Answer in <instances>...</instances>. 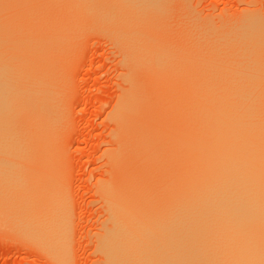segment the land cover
Wrapping results in <instances>:
<instances>
[{
    "label": "bare ground",
    "instance_id": "6f19581e",
    "mask_svg": "<svg viewBox=\"0 0 264 264\" xmlns=\"http://www.w3.org/2000/svg\"><path fill=\"white\" fill-rule=\"evenodd\" d=\"M104 1L105 2L100 0V2L98 3V0H69V2L65 4V6L68 8H71L74 13L76 11H78L79 13H83L84 11L92 10L99 6H104L108 8L109 10H113L114 12L112 14L117 15L118 17L117 20H120L119 22H121L122 28H125L122 30L127 35H123V37L125 41L127 42V47L129 48V52L131 51L132 48L134 49L136 48L137 50L140 49L141 51L142 50L148 51L150 49V46L152 49L154 48L155 45L156 46L158 45L156 41L151 42L150 38L148 40L147 37L142 36L143 33L141 32V27L144 24H146L148 27H151V25L153 24L155 20L156 15H158L164 7V0H104ZM20 4H18L17 6H14L11 3L12 5V7H10L12 8L11 10L13 11V9H15L16 7L18 9V7L19 8L22 7L25 3H22L23 5L22 4L20 5ZM22 8L20 9L22 10ZM31 8L33 9V7ZM25 9L26 7L23 8V11H25ZM38 9L37 11L39 12ZM27 10L29 9L27 8ZM2 11H1L2 14L6 13L5 10L3 12ZM23 11L22 13H24ZM34 11L32 10L30 12H34ZM44 11H46V9ZM44 11L42 9L40 13L36 12L38 13L36 14L38 15L37 19L35 18L36 17L34 14L35 12L32 13L34 14L35 17L31 14L30 21L32 22V18H35L37 21H39L40 18L42 19V17H40L39 15L44 16L43 13L49 12V11H46V12ZM9 13L11 14L12 12H9ZM9 13L5 15H8ZM50 13L52 12L47 13L48 15L45 14L46 18L47 16L51 15V19L49 20L53 21L52 16L54 14L53 13L50 14ZM27 14H29L28 11H27ZM5 15H2V16H5ZM15 15H16L15 13L12 15L13 17L12 20L13 21L16 20V21L13 22L9 20V22L11 21L14 24L18 23L17 25H19L20 27H21L22 22L24 23L25 26H26L25 23H27V28H28V29H25L22 24V27L20 28L21 31H19L18 29L19 27L17 28L18 29L17 30L16 27H14V24H11L12 27L16 29L15 33L18 31L21 34V32L23 31L25 32V30L27 32L28 30L32 29V28L29 29V26L31 25V27H33V25L30 24L28 26V23L30 22L29 21L25 22L26 18L24 19V16L26 17L29 15L23 14L24 21L22 20L20 21V23L18 22L19 20H17L19 16L18 15L15 16ZM31 16L33 17L31 18ZM55 16L56 15L53 16L54 17L53 24L48 23L49 20L46 19V22L49 25H52L51 28L54 26V23L56 24L55 21L62 19V18L57 17L55 20ZM2 18L4 17H0V21ZM27 20H29V18ZM64 20L62 21L65 22ZM37 21H35L34 27L37 26L36 25ZM9 22H4V23L8 24ZM46 22L45 20L41 22V23H44L45 25L44 24L42 25L40 21L37 23L38 24L37 28H39L38 31H40L41 28L43 29L42 26H44V28L47 27L48 24ZM1 23L3 24V21L0 22V27H1ZM61 23L59 24V26L61 25ZM39 24L41 25V27H39ZM64 26L65 25H63V27ZM6 27L7 26L4 27L5 32L7 30ZM12 27L10 26L7 28L11 30ZM22 28L25 30H22ZM51 28L44 29L46 30L45 33H48V35L42 32L44 30L41 29L42 31H40V33H43V35H40L38 33V36H35L37 35V31L31 30L32 31V33L30 32L31 36H28L27 39H26L27 36L23 35L25 38L24 37L22 38V36L18 32L17 34H14V31L12 30L11 32H13V34L16 35V36H13L11 35L12 33L10 34V31L9 32L7 31L8 35H11V37L18 36L17 37L19 38L18 40L24 39L23 41H26L27 45L23 43V41H20L23 43L22 46H24V44L27 46V50L22 49V52L20 53H22L21 55H23V53L28 54L29 56L27 55V59L28 60L30 59L29 61L32 60L31 61L32 65L29 64L30 62H28L27 59L25 58L26 57L25 54H24L25 59H23V57H18L19 55L17 54V52H19L21 49L20 50L18 49L19 51L17 50L16 52L14 50V53L17 54V57L15 55L13 59H14V62L15 60L17 61V59H20V58L22 60H26V61L20 60V62H18V63L23 62V64L25 63L26 67L23 66L25 67L24 69L18 65L19 68H15L14 66L13 67L14 70H13L11 66L9 67L8 65L4 64L6 63V61H8L6 60L7 58L6 59L0 58V61L5 59L4 63H0V154L1 156H3V157H0V179L1 180L7 179L13 183V185L15 186L14 189H16V192L18 193L17 195L19 197L17 195L16 196L19 199H22V196H25L26 193H34L35 198L40 194V199L47 201L49 203H50V199L44 188V183H47V182L43 179V177L40 176V174L38 175L37 173L34 172L35 169L33 167L35 166L30 167V168H33L32 169L33 173L31 169H30L31 172L27 171L29 169L26 170L25 166L28 165L29 160L30 162H32L33 160L36 161L37 160V158L35 157L36 155L39 158L41 157V155H44L41 153L40 155L37 154L36 153L37 149H34L32 147V144L33 146L37 144L36 145L37 147L38 145H40L42 147L41 150L47 149L50 146L49 145L50 140H51L50 129L52 125V123L50 124V121L52 122V119H49L47 117L46 112H45L46 114L45 116L50 121L48 120L45 121L44 119H46V117L44 115H43L44 117L41 118L42 114H44L43 112L46 110L43 107L45 105L44 103L46 102L47 99H49V97L47 98L44 97L45 95L44 93H42L44 88L42 87V85L47 86L50 84L48 83V81L52 82L51 78H47L48 76L47 74L49 73L50 77L54 75V74L53 75L51 74L55 72V70L57 69L55 63L57 62V58L60 55L59 52L61 54L63 53L62 49H60L63 46L59 47L61 43L58 44L57 42L58 46L56 48L57 50H58V47L60 49L58 50L57 52L58 55H57L55 48H54L55 44L52 45V43L49 42L51 37L47 41L45 40V38L47 39L49 35L50 36L53 35V37L55 35V38H57L58 40V38L60 37L61 39L63 37L65 38L64 35H66V33L63 35L58 34V30L61 28V27L59 28L58 25H57L58 30L55 27V31L57 30V35L55 31H53ZM49 29L52 30V34H51V30H50V33L48 32ZM26 32L25 34L27 35L29 31L27 33ZM34 32H36L35 35L33 34ZM229 32L230 31H228L227 34H229ZM39 35L41 37H39ZM229 35L232 36V34H229ZM234 35H236V33H234ZM32 36L33 37L35 36V38L38 39L37 41L40 42L38 45V42L32 39L31 43L32 41H36V43L34 42L32 45L37 44L38 47L40 46L43 47V45H45L46 47H48L47 49L55 51V53L50 52V50H48V52L52 53L53 55L54 54L57 55L54 57V59H56V62H55V60L51 58V56L53 57V55L48 53L50 56L47 55L46 58L50 57L51 61L50 59L44 58V60H47V61H44V63L48 62L47 63L48 67L46 68V66L44 67L45 64L43 65L44 69L45 70L48 69V70L47 72L44 69L42 72L40 71V73L42 74L44 73V74L42 75L38 73L37 75H41V77L43 78L40 79V76H39L38 79L36 80L35 78L37 77V75L34 73V71H36L35 69H37L36 66L34 67L35 68L34 71L31 72L32 68H30V66H28L27 64L31 66H33V64L35 65L36 63L41 64L40 61L43 58L40 59V56L43 53H45V51L47 50L45 49L46 48L45 46L43 48L40 47L39 49H42L41 50L42 53L39 54L38 50H35L37 49V45H35L34 47L33 46L31 47V44H29L30 43L29 37H32ZM236 36H238L237 37L238 39L235 38L237 39L236 42H239L240 45H237L236 43H234V45L231 44L230 52L233 53L235 51L236 53L239 54V56L242 58V60L239 62L241 63L240 66L242 70H245V71H239L236 75L230 72L232 60L228 62L226 71H222L214 67L209 68V65L207 63L206 64L208 66L201 65L203 68L206 67V69L208 67L207 71L206 69L204 70L200 66V64H202L204 61H200L199 60L200 58L198 57V55H196V53L198 54L200 52V50H198L196 46L191 45L190 47H188L190 50L191 49L192 51L194 50L195 53L188 50V48L184 50L186 53H188L187 55H189V53L192 52L190 56H192L194 59L191 58L188 61L190 57L187 56V58L183 57V60H182L181 58L182 55L179 56L178 58L180 60L178 59V62L182 60L183 64H184V61H187L188 63L185 62L186 64L183 65L182 61L179 63H176L177 60L176 62L173 61L174 64H178V66L176 65L174 69H173L174 64H172L171 61L167 62L165 55L160 50L155 51L156 48H154L155 50L152 49V52H153L152 54L154 55V57L156 59L158 58L159 60L161 59V64H159L160 61H158L157 63L156 62L157 60L151 61L152 63L154 62L155 64L157 63L156 69H158V71L159 70L161 71V69L164 68V66L162 65H165V67L172 65L173 67L172 66L171 67L174 72H176L175 70L179 69L178 71H181L180 74H182L181 77H179L180 74L177 73L178 71L176 73H173L172 71V73L169 72V74H174V75L170 76L166 72L169 70L168 68H171V67L165 68L167 69L165 73L168 75V77L169 76L172 77L171 80L174 81L173 78L178 79V80H176V82H173L174 86H172L169 80L165 81L166 80L165 77H164L165 80H162L161 83H159L160 81L159 80L158 83L161 84V86L170 85L169 88L171 91L172 90L171 88L173 87L174 89L175 84L180 79V82L176 84L178 85L177 87L184 88V85L186 84L188 86L186 87L189 88L188 90L184 88L187 90L186 93L184 92L187 97L184 96L185 94H182L180 92L181 90L182 92L184 91L183 88L182 89L179 88V90L176 91L177 87H175V90H172L171 92V94L172 95L174 94V96L176 97L177 96L185 97L184 100H182L179 97L180 98L179 100H182L181 103H179L181 106L177 104L179 100L174 101L176 99H174L172 96H167L170 94L169 93L170 91L167 89H166V91H168L167 93L166 91H164L163 94L162 93L160 94L161 96L158 95L159 96L158 98H161V99H162V95L164 96V98L165 96L170 97L173 100L168 99L169 102L173 103L174 101V102H177L176 103L177 106L179 105V109L177 108V110L174 107L175 105L173 106L174 109H171V110H174V111H169L170 113L173 112L170 115V113H167L168 112L167 109H170V106H172L174 103L171 104L168 101L166 102L163 99V101H160V102H163L162 103L163 106L164 105L166 106L167 105L166 103H168V105L169 104L171 105L169 106V108L167 106L166 110L161 109L159 112L157 110V113H160V112L161 113L159 115L156 114L158 116L160 115L162 116L163 114L162 112L163 111L166 112L165 113L166 115L169 114L167 115V117L170 116L169 120H167L168 118L167 119L164 117L163 118L164 120H166V122L170 121L172 122V124L175 123L176 121L175 117H177V121L178 120L179 121L178 123L175 124L176 128L173 127V125L169 126L171 127V129L172 128L175 129V130L172 129L173 131L170 128H168V125L163 120V118L158 119L161 116L158 117L155 115V118L158 117L156 118V120L154 119V116L151 117L152 114H150L151 111H149L150 110L149 108L152 105L151 106H147V105L148 104L150 105V103H152L153 101L154 102L152 104H154L156 99L151 98L152 92H149L150 89L148 90L150 94H146L142 92L143 90H146L149 88V86L147 87L146 85H149L150 81H148V79L144 81V82L148 81L146 82L148 84H145L146 87L145 86L144 87L146 89L142 90V88L144 87H142L143 84L141 82H140L141 84L139 83V80L141 81L143 80L142 78L140 79L139 75H142L140 73L144 68L145 69L142 72L145 76H147L146 75L147 68H151V69H148L149 72H151L152 69H154V71H157V70H155V68H152V65L150 66L151 63H148V64L144 63L146 62L145 60L147 58V57L145 58L144 56H147V55L143 56V54H145L143 51H142L143 53L142 52L141 53H142V57H144L145 59H142V61L144 60V62L142 61L140 62L139 60V63L140 65L144 63L143 64L144 68H142L143 66H141L139 67L141 71L140 72L137 71L138 72L137 76L139 78L136 80L138 81V83L136 82V80L132 82L134 80V77L137 78L134 72H132L134 75L126 74V77L131 76L133 80L132 79L130 80L131 83L129 81L130 86L128 88V92L122 99H120L118 103L119 105L115 110L116 112L113 115L116 116L115 119L118 121V124L120 123L119 125H121L122 129L124 128L123 132L121 133L122 134L124 132L125 133L123 135L121 134V136L122 137L126 136L125 135L126 133L130 134V130H131V133L133 134L132 139L134 138L135 143H137V145L139 144L140 148L142 149L140 150L139 146H137V149L139 148L137 150L135 147L136 145L133 144V140L130 141L132 142L131 143L132 146L138 152L143 150L144 154L142 156V153L139 154L140 153L139 152L138 154L139 156H141V158L140 160H137L136 162L135 159L138 157L137 156L134 157V153H133V157L129 156L131 152L129 153L128 151H132L133 147H131V150H129L128 148L131 145L127 144L128 147L126 150H124V152L126 151L129 154H127L126 152L125 154H123L124 152L121 150V148L123 149V147L120 148L121 151H118V148H119L118 147L117 151L115 150L116 152L114 151V154L111 157L113 168H115L116 170V171L114 170L116 172V176H115V173L113 172L112 175H114L115 177L113 176V178L110 179L111 181L109 182L108 180L107 182L108 184L105 183L106 185H104L103 188H101V190L103 189V195L105 196V199L107 200V204L109 205L108 208H109L110 215L108 216V218L110 217L111 219V223H110L111 226H109V229H107V231L105 230L106 231L105 233L104 232L102 233L101 237L99 236L100 237L99 247L101 251L104 253L105 258L108 261V264H264V98L262 99L258 98L260 94H264V21L258 20L256 18L255 19L247 18L246 21L243 22L242 28L241 30H239ZM1 37L4 41L7 40L3 38V34L1 35ZM4 37H6V35H4ZM67 37L68 36H66V40L68 39ZM17 38H11V39L17 40ZM39 39L45 40L44 42L45 44L42 43L43 40H39ZM53 39H51V41H53ZM1 40H0L1 42L0 44L2 45L1 47L5 46L8 43L9 44L11 43V42H8V43L6 42L5 44V43H2L3 40L2 41ZM57 40L55 39L54 43ZM66 40L64 39L63 42ZM149 41H150V44L153 43L154 46L150 45L149 43L147 44V42ZM18 42L16 44H18ZM13 43H15V41L12 42V44ZM47 45L49 46L51 45L53 49H51V47L49 48V46ZM69 45L65 47L69 48ZM18 46L20 45L18 44ZM28 46H30L31 48H29ZM11 48H13V46ZM31 49H33L34 52L37 51V53L36 54L34 53V55L36 57V55L39 54L38 57L40 60L36 59L38 57H36L35 59L32 58L33 52L31 51ZM196 49L198 52H196ZM23 50L29 51L30 53H27ZM67 50L69 49H65V51ZM186 50H188L189 52H187ZM8 51L11 52L12 50L6 48L4 50V55H5V52L8 53ZM1 55H3V53ZM10 55L11 57L14 56V54L12 56V53H10ZM149 55L151 54L149 53ZM30 56L32 59L30 58ZM151 56H150V60L151 59L154 60L155 58ZM11 57H8V58L12 59ZM33 59L34 61L37 60L39 62L35 61L36 62L35 63ZM138 59H140V57H138ZM10 61L13 62V60H10ZM136 61L135 63H138ZM164 61L166 62L164 63ZM192 61H194L195 64L194 62L192 64ZM189 62L191 63L189 64ZM15 63H13V65ZM50 63L52 65L55 64L54 71L52 70L53 68L52 69L50 68L52 67ZM167 63L168 65L166 66ZM133 64H134V61H133ZM133 64H132V68H133ZM180 64H182L183 66ZM27 66L30 68L29 71L31 70L30 74L32 75V73H34L36 75L35 77L33 76L34 74L32 75V79H34L32 81H35V82L37 81V83L29 80V77L31 75L27 76L28 79L27 77H24V74L26 75L29 74L27 71ZM37 66L40 67L41 69L43 68L41 67L42 64L37 65ZM128 66L129 68L131 67L129 63H128ZM159 66L160 67L162 66V68L160 69ZM192 66L195 67L196 69H194ZM20 67L24 71L26 69V73L22 74L21 72L24 79L26 78L25 82L22 81L23 77L20 75V73L15 72L16 71L15 69H20L21 71H23ZM183 67H185L186 69H190L191 71L193 70L194 71L196 70V71L195 73H193L194 74L193 75L191 71H188V70L185 71L186 69ZM40 68L37 69L36 72H39L38 70H40ZM20 70H17V72ZM131 71L129 69L130 73ZM183 71L185 72L183 73ZM187 72L189 73L191 72V74H188V76L185 77L184 74ZM153 73H156V72H153ZM191 75H193V77ZM19 76H21L22 78H19ZM163 76H165V74ZM44 77L47 78L48 80L44 79ZM187 77H189V82L185 83L187 80H184L185 82L182 81L184 84L180 86L179 84L182 83L181 79L183 80V78L186 79ZM191 78L193 81H190ZM193 78H196V80ZM39 80H41L43 83L40 82ZM45 80H47V82ZM28 81L30 83V86H29ZM155 81H157V79L155 80L153 79V82L152 81L151 82L154 83ZM22 82H24V84H27V86L26 85L23 86L24 84ZM167 82H169V84ZM32 83L35 84L34 87H31ZM50 85H52V83ZM53 86L55 85L49 86L48 88L52 87L54 89ZM150 86H152V84ZM156 86H154L155 89L157 88ZM158 87H160V85ZM27 90L36 91L35 93L37 95L38 93H42L44 96L38 95L39 99L41 97L45 98L44 99L45 102L43 103L41 101L43 103L41 104L42 106H40V108L36 110L37 112H35V114H37L38 116L35 117V114H34L35 119L32 118L33 114L31 115L32 117L28 115L29 114V110H28V114H27L29 116L28 118L30 120L32 118L33 120V123H32L33 126H31L32 124H29V125L31 126V128L32 127L33 128L31 129L28 124L26 125L24 121L25 120L27 121L26 119L27 117L25 118V116H23L25 120H22L20 122V125H18V126H21V123L23 122L26 126L24 124H22V126L24 125V127L31 129L29 133L27 130H24L25 128L23 127L17 126L18 130L14 128L15 126L13 127V125H17L18 124L17 122L19 120L17 121L18 117H16L17 119H12L15 116L22 117L21 114H23L24 111L22 112L21 105H24V107H22L23 110H25V107L26 109L27 107L29 109L31 105H33L32 106L33 111L37 108V106H35L36 108L34 107L33 103L35 102H33L32 104L29 103V102L34 101L35 98L33 97H31V100L33 99L32 101L29 100L28 106L27 105L25 106V104H21L25 102V101L20 102L24 98H26L25 103H27L29 98H27L26 94H33V93L28 92ZM48 91H45V94L47 93V95H49L50 92L52 93L53 90L49 92ZM176 93L178 94L175 95ZM53 94L54 93H52L51 97L54 96ZM145 95H149L148 101L149 100L152 101V99L153 101L147 103L148 96L147 98H145L146 97ZM19 96L20 98L22 97L23 98L19 99ZM39 99L36 98L35 101L37 100L38 102H40ZM50 100H53V99L51 98ZM50 100L48 102H50ZM158 100H156V102ZM37 101H36V104H38ZM145 105L147 106L146 108L143 107ZM163 106H160V107L163 108ZM41 107L43 108L42 110H41ZM19 110L21 111L20 112L21 114L19 113ZM40 110L42 112L41 117L38 114ZM140 111L148 112V115H150L151 120H148L149 118L148 119L146 118L145 120L149 122L152 121V119H154V121H152L154 123L155 121L158 122L159 120L161 122V120H163L162 123L160 124L159 122L156 123V124H159L157 127L164 124L163 128L161 129L162 131L161 130L158 131L160 128L157 131H154L157 129V127L155 125L151 126L154 124V123L151 124L152 122L150 123L148 122L149 125L151 126L149 127L150 130H148L147 128L141 125L142 122L138 123V122H135L136 120H133V119L131 120V118H133V115H140L139 113ZM172 114H174L175 117ZM143 115H145L144 112H143ZM48 116H50L51 118V116L53 115H48ZM171 116L174 118L173 119L174 121L172 120ZM36 118H38L40 121L37 122L38 119ZM14 121H16V123L12 124L11 122H14ZM148 123L145 122L143 123V125L147 124L146 126H148ZM11 124H12L11 129L14 128L13 130L16 129V131L18 132V133L15 132L16 137H19L17 135L21 134L22 131L23 133H25L24 131H27L26 134L23 135V137L26 135L25 137L28 138L27 136L29 135V138L32 137L33 139L28 138V140L30 141L32 140V142L35 140L34 141L35 144L30 142V145L29 144L27 145L26 143L27 141L26 142L23 141L24 139H26L25 137L23 138V140H21V143L19 140L20 137L17 139L13 138L14 142L16 141V142H19L20 144H22V142L26 143L25 147H24L25 144L24 145L22 144L23 146L21 147V145L18 146L19 143L15 142V144H13L14 142L13 143L10 142L11 138H9V135H10L9 125ZM165 126L167 128H165ZM151 128L153 129L151 130ZM19 129L21 131H19ZM163 129L167 130V133L166 131L163 132ZM169 129L172 132L171 131L168 132ZM125 130H129V132ZM128 138L131 139L130 137ZM122 141H124V139ZM125 142H127V140L124 141L123 144H125ZM11 143L12 145H10ZM127 143H129V140ZM28 146L29 147L31 146V148L35 150V153L33 154V156L34 155L35 156L34 157L32 156L33 157L32 161H31L30 155L33 153L34 150L31 151L32 153H27L28 148H29ZM39 149L40 148H38V152H39ZM135 149H133V151ZM164 152H166V154L170 153L172 156H175V158L177 159L175 160L177 164L174 165L176 166V168H174V172L173 170L172 172L167 171L169 169L168 167H167L168 169L163 167V169H165V171H167L168 173L162 172L159 170L163 166V164L168 162V161L164 162L165 161L164 156H163ZM125 155L127 156L126 159L129 158L127 159V161L125 159ZM14 156L17 159V162L16 161L10 162L9 160H11L12 158L15 159ZM17 156H21V157L17 158ZM130 157H131V160L135 158L133 159V161L136 162L132 164L133 163L132 161L131 167L129 166L130 161H131ZM23 158L25 159L23 160ZM39 158L35 163L36 167H37V162H39V160L41 159ZM21 159L27 162H24L26 165L22 164L24 167L21 165V168H20L16 163L19 164ZM173 162L174 161L172 160V163ZM169 163H167V165ZM31 164L33 165L34 163L32 162ZM171 164L169 166H171ZM45 165L47 166L46 163L44 164V166ZM170 169H173V167H171ZM157 170L159 171L157 172ZM156 172L158 173V176L155 175L156 177L154 176L152 177V175H154V173L156 174ZM4 181H0V183L3 182V185L5 186L6 184H4ZM26 182H27V185L35 184V185H38V187L32 185V187L30 186L29 188H27ZM0 185H2V183ZM50 185L51 184L49 183V186ZM9 187L7 186V188ZM8 191L9 190L7 189L6 192ZM11 191L13 190L11 189ZM0 193L2 194V192ZM3 194L10 197L9 192H8L9 195L5 193V191L3 192ZM17 197L15 199H18ZM7 198L5 199V201H7ZM10 198H8V201L10 200ZM26 199H28V201L29 200L31 201V197L28 194H27ZM5 201L3 200V202ZM11 201H9V204L11 203L10 205L13 204L12 202L14 200L12 202ZM32 201H33V198H32ZM3 202L1 201V203ZM6 204L8 203H5V205ZM29 204L30 203H28V205ZM31 204L34 205V202H32ZM36 204L38 205L40 203H36ZM36 204L33 207L34 209L36 207ZM17 206L19 205L17 204ZM17 208L15 209V212ZM9 209L13 211L14 207L12 208L10 207ZM49 209L52 210V208H49ZM7 210L8 208H6L5 210L3 209V216H4L3 218H4V221L6 217V220H8V222H11L12 218L10 217L12 216L11 215L12 213H11V210H8L10 211V213L8 212L9 215H11L9 217L7 214ZM4 211L6 212V214L4 213ZM19 211H20V207L18 210V214H20ZM42 213L43 212L39 214L40 217L41 215H43ZM53 213L51 215L52 219H53L52 216L54 215ZM45 215L43 216L45 217ZM13 216H15L14 212H13ZM46 217H48L49 219V216L46 215ZM18 218L20 217L18 216ZM22 218L23 217H21V219ZM51 218H50V221H51ZM15 220L13 223L7 222L8 223L7 225L11 227L12 229L15 227L14 231H16L18 228L21 227L20 226L21 224L18 225V223H22L20 222V219H18L19 222L17 220L18 223ZM15 222L18 226L16 224L14 225ZM40 222H42V220ZM40 224H43V222ZM45 224L42 225L44 228L46 229L51 228L52 223H48L46 225ZM47 225H49L50 227ZM62 229L63 231L65 230L63 226H62ZM59 230L61 233V228ZM59 230L57 231L58 234H59ZM17 231L19 232V230ZM30 231L32 233H35L34 236L37 234L36 230L34 231V229L33 230L30 229L29 232ZM50 232L54 234V231L53 232L50 231ZM37 235L40 236L41 234L38 233ZM37 235H36V238L38 240L36 241L34 240V241L37 243L39 242L40 244L41 238L43 236L38 238ZM31 237L34 239L32 234H31ZM50 237H52V234ZM42 240H45V238L44 239L42 238ZM41 244H43L44 246L46 245L48 248H50V245H51V244L50 245L44 244V241H42ZM58 244L59 242L57 239V244L54 245V248L56 251L58 250L56 249V246H58ZM52 246H51V250H54Z\"/></svg>",
    "mask_w": 264,
    "mask_h": 264
},
{
    "label": "rangeland",
    "instance_id": "374dc122",
    "mask_svg": "<svg viewBox=\"0 0 264 264\" xmlns=\"http://www.w3.org/2000/svg\"><path fill=\"white\" fill-rule=\"evenodd\" d=\"M17 1H18V3H17ZM102 1L105 2L104 0H102ZM7 2H9V3H7ZM20 2H21V4L25 3L24 5L22 4L24 6V7L22 6L23 8L26 7L25 11H23L22 7H20V8H22V10L19 7H18V9L16 7L12 11L11 10L12 8H10V7H12V5L17 6L18 4H20ZM68 2H69V0H0V7L2 6L0 8V13L2 10L6 11V13H4V14L1 13V15H0V17H4L0 21V22L3 21V24L1 23V27H0L1 28L0 34L1 35L3 34L4 39H7L4 41L0 35V40L2 39L3 40V41L1 40L2 43H5V44H6V42L7 43L11 42L10 44L8 43L3 47H1L2 45L0 44V56H1L0 58H5V59L7 58L6 60H8V61H6V63H4L5 59H3L2 61H0V63H4L5 65H8L9 67L11 66L13 70H14V68H13L14 66H15V68H19V66H21L23 69L26 67L25 63L24 64H23V62L18 63V62H20V60L21 61H26V60H22L21 58L20 59L15 58V59H17V61L15 60V62H17L18 64L14 62L13 58L15 57V55L17 57V54H18L19 55L18 57H23V59H25V58L27 59V55H28L25 53H23V55H21L22 53H20V52H22V49L27 50L26 41H23L24 39L18 40L19 39V38H17L18 36L13 37V36H16L14 34H17L18 31L16 33H15V31L18 27H19L18 28L19 31H21L20 28L22 27V24H23V27L25 29H28L27 23H25L26 24V26H25L24 23L22 22L21 27L19 25H17L18 23H16V24L12 23L11 22V21H13L12 15L14 13L19 16L18 19L16 18L17 20H19L18 21L19 23H20V21L23 20V14L29 15L26 17L24 16V19L26 18L25 22L26 21L30 22V23H28V26L30 24L33 25V27H31V25L29 26V29L30 28H32V29L28 30L29 32L27 31L28 32L27 35L25 34L26 30L23 28H22V30H25V32L23 31V32H21V34L18 32L22 36V38L24 36H27L26 37V39H27L28 36H31L30 34L32 33L33 30L37 31V35H35L36 32L33 33L35 36H38V33L40 35H43V33H40V31H42L46 28H51L52 25H49L48 23L53 24V21H54L53 16L54 15H56L55 20L57 17L62 18V19H59L60 22H59V20L55 21L56 24L54 23V26L51 29L53 31H55V27L57 28V25H58L59 28L60 27L62 28V29L60 28L59 30L57 28L58 34L63 35L66 33V35H64L65 38L63 37L61 39V37L59 35L60 38H58V40H57V38H55V35H54V37H53V35H51V36L49 35L47 39L45 38V40L47 41L51 37L49 42L52 43V45L55 44L54 48H55L56 53L58 52V50L62 49L63 53L61 54L59 52L60 55L57 58V62H56V59H54V57L57 56L58 53H57V55H55V54L53 55L50 52L55 53V51L47 49L48 47H46L45 45H43V47L45 46L46 47L45 49L47 51H45V53H43L40 56V59L43 58V59H41V61L43 63L40 61V63L42 64L41 67H43L44 64H45L44 67L45 66H46V68L48 67L47 66L48 62L44 63V61H47V60H44V58L50 59V57L46 58V56L49 55L48 53L53 55V57L51 56V58L53 60H55V62H56L55 63L56 67H57L56 70H55V64H53L54 67L51 63H50V65H52V67H50V65H49V67L51 69L53 68L52 69L53 71L55 70V72H53L51 74V75H53V74L54 75L52 77H50L49 76L50 74L49 73L47 74L48 75L47 78L52 79V82L48 81V83H50V84L52 83V85H55V86H53L54 89L52 87H50L53 91L50 88H48L49 86H52L49 84L47 86L42 85V87L44 88L42 93H44L45 96L42 93H38L39 96L43 95L45 98L49 97V99H47L45 102L44 101L45 98L41 97L40 98L41 100H40L39 96L35 93L36 91L27 90L28 92L33 93L34 95L36 94L37 96L35 95V97H34L33 94H26L27 98H29L27 103H25L26 98H24L25 99L24 100V99H22L23 97L20 98V96H19V99H22V100L21 101L19 100V101L20 102L25 101L24 103H21V104H25V106L26 105L28 106L29 103L32 104L33 102H35L33 104H34V107L37 106V108L35 107L36 109L34 108L35 110L33 111V108H32L33 105H31L29 107V109H28V107H27V109L25 107V110H23L22 107H24V105L20 104L22 112L24 111L26 113L23 112V114H21L20 113L21 111L19 110V113L22 115V117H19V116L14 117L13 116L14 118H12V119H17L16 117H18L17 121L19 120L17 122L18 123L17 125H13V127L15 126L14 128H16L18 130V127H23V128H25L24 130H27L29 133L30 130L33 128V127L31 128V126H33L32 118H34V114H35V112H37L36 110H38L40 108V106H42L41 104H43L45 102L44 103L45 105L43 106L44 109H46L45 111L43 110L44 114H42V112H41V110L43 109L42 107H41V110L38 114L40 115V117L42 114L41 118H43L46 115L45 114V112H46L47 117L49 119H52V122L49 119H47L46 116H45L46 119H44L45 121L46 120L50 121V124L52 123L51 129H50V134H51V140L49 143L50 146L47 149L41 150L42 147L40 145H38V147H37L36 146L37 144H35V142H34L35 140L33 142H32V140L31 141L28 140L29 135L27 136L28 138H26L25 137L26 135H25L24 137L26 139L23 140V138H24L23 135L26 134L27 131H24L25 133H23V131H22L23 134L21 132H19L21 134H19L17 136L20 137V139H19L20 143H21V140H23L24 142L27 141L26 142L27 145L28 144L30 145V142L34 143L35 146H33L32 143L31 144H32V147L34 149H37L36 153L39 155H40V153L44 154V155H41V157H40L41 159L39 157H37V155L36 156L34 155L37 158V160H38V158L40 159L39 162H37V167H36L35 163L37 160L32 161V158L34 157L33 154L35 153V150L32 149L31 146L30 147L28 146L29 148H28L27 153H32L31 151L34 150L33 153L30 155L31 161L34 164L32 165L31 164L32 162H30V160H29L28 165H26L24 162H27V161H23L25 158H23V160L21 159V161L18 160V161H20V163L19 164L16 163V164L20 168H21L22 164H25L26 165L25 169L26 170L29 169V170H27L29 172H31L32 169L34 168L35 169L34 172L37 173L38 175L40 174V176L43 177V179L47 182V183H44V188H45V191L47 192V194L49 196L51 205L49 202L40 199V194L36 197L38 199L37 200L34 197L35 196L34 193H26L25 196H22V199L25 201L24 202L22 199L18 198L19 197L17 195L18 193L16 192V189H14L15 186L13 185L12 182H10L7 179H3V180L0 179V181L5 180L4 184H6L4 186L3 182H1L2 185H0V187L1 188L4 187V188H2V189L0 188V192H2V194L0 193V200L3 202V200L5 201V199L7 197L8 198L11 197L9 201H11L12 199L14 200V201L12 200L13 202L11 201L13 203L12 205H10L11 203L9 204L8 198H7V201H5L3 203H1V201H0V203H1L0 204V264H108V261L106 260V258L104 256V253L101 251V249L99 247V242H100L99 239H100L102 233L103 232L105 233L107 231V229H109V226H111L110 225L111 219H110V217L108 218V216L110 215L109 208H108L109 205L107 204V200L105 199V196L103 195V189L101 190V188H103L104 185L108 184L107 183L108 180H109V182L111 181L110 179L113 178V176H114V175H112L113 172L115 173V176H116V172H115L116 170H115V168H113V164L111 162L112 161L111 157L114 154V151L115 150L117 151V148L119 147L118 151L122 150L124 152V150L127 149L129 144L131 146L128 149L131 150V147H133V146L131 144L132 142H130V141H132V140H133V144L136 145L135 146L136 149H137V146H139V144L137 145V143H135L134 138L132 139L133 134L131 133V130H130L131 136L129 133L125 134L126 136L129 135V136H127V138L130 137L131 139H129V138L127 139L126 136H124V137L121 136V134H122L121 132H123L124 128L122 129L121 125H119L120 123L118 124V121L115 119L116 116L113 115L116 112L115 110L119 105L118 103H119L120 99H122L127 94L128 88L130 86L129 81L132 79V77L131 76H130L131 78L128 76L126 77V74L127 75L128 74L134 75L132 73V72H134L135 76L137 77V78L134 77V80L132 79L133 80L132 82H134L136 79L139 78L137 76L138 75L137 71H139V72L141 71V69L139 67L143 66L144 63H146V64L151 63L150 66L152 65V68H155V70H157V71H154V69H152L151 72H149L148 69H151V68H147L146 69V73H147L146 75L147 76H145L142 72L145 69L143 66L142 68H144V69L140 73L142 75H139L140 79L142 78V80H143V81L139 80V83L141 82L143 84L142 87H144L145 84H148L146 82L150 81L149 85H146L147 87L149 86L148 89L145 88L146 86L144 88L141 87L142 90L146 89V90H143L142 92L146 93V94H150L149 92H152L151 93L152 96L150 95L151 98L156 99V100L159 99L157 101L158 103L155 100V103L152 104L154 102L153 99H152L153 102L150 100L148 101L149 95H145L146 96L145 98H147V96H148L147 103L152 102V103H150V105L148 104L147 106L152 105L150 108L149 107L148 108L150 109L149 111H151V113H150V114H152L151 117L154 116V119L156 120V118L161 116V115L158 116L161 112L157 113V110H158V112L161 109L166 110L167 109L166 107L168 106V108H169V106L173 103L174 104L172 106H170V109H167L168 110L167 113H170L169 111H174V110H171V109H174V107L177 110V108L179 109V105H180L179 103H181V101L184 100L185 97H183L182 95H181L182 97H180V96L176 97V96H174V94L173 95L171 94L172 90H175V87L178 86L176 84L180 82V79L175 84L174 89H173V87L171 88L172 89L171 91L169 88L170 85L165 84L166 86H164V85L161 86V84H159V83H161L162 80H165L164 79V77H165L166 78L165 81L169 80V82H171L172 86H174L173 82H176V80H178V79L173 78L174 81L171 80L172 77H170V76H173L174 74H169V72L172 73V71H173L172 67L173 66L172 65L167 66L168 63L166 64L167 67H165V65H162V66H164V68H163L164 70L161 69L162 66L161 67L159 66L161 71L160 70L158 71V69H156V67H157L156 65H157L158 61H160L159 64H161V59L159 60L158 58L156 59L154 57V55L152 54L153 53L152 49L155 50L154 48H156L155 51L160 50L165 55L167 62L171 61L172 64H174L173 61L176 62V60H177L176 63H179L183 60V57L187 58V56H189L190 58L188 59V61L191 58H193L192 56H190V54L192 52H194V50L192 51V49L190 50L188 47H190L191 45L196 46L197 49L200 50V52H199L200 54L196 53V55H198V57L200 58L199 59L200 61H204L203 62L204 64L202 62H200V63H202V64H200V66L201 65H206V66L209 65V68L214 67V68H218L219 70L226 71V67L228 66V62L230 60H232L230 72L232 74L236 75L239 71H245V70H242V68L240 66L241 63H239V62L242 60V58L239 56V54L236 53L235 51L233 53L230 52L231 44L234 45V43H236L237 45H240L239 42H236V40L238 39L237 38L238 36H236V35L238 34L239 30H241L243 22H245L247 18H249V19L250 18L251 19L256 18L258 20L264 21V0H164V7H163L162 11L158 15H156L155 20H154L153 24L151 25V27H148L146 24H144L141 27V32L143 33L142 36L147 37L148 40L150 38L151 42L156 41L158 44L157 45L158 47H157L156 45L154 46L153 43L150 44V41L147 42V44L149 43L150 45L154 46V48L151 49V46L149 45L150 49L148 51L142 50L145 53V54H143V56L147 55V56H144L145 58L147 57L145 60L146 62H144V60L142 61V59H145V58L142 57L143 52L140 49L137 50L136 48L135 49L130 48L131 51L129 52V48L127 47V42L125 41V39L123 37V35H127L122 30L125 28H122V24H121V22H119L120 20H117L118 19L117 15L112 14L114 12L113 10H109L108 8H106L104 6H99V7L92 9V10L84 11L83 13H79L78 11H76L74 13L71 8H68L65 6V4ZM99 2H100V0H98V3ZM11 3H12V5H11ZM31 7H33V9ZM5 8L6 9L10 8V9L6 10ZM27 8L29 10H27ZM35 8H37V9L39 8L38 9L39 12ZM40 9L41 10L43 9V11L46 9V11L52 12L54 15L52 16L53 21L49 20V19H51V15L47 16V18H46L45 14H47L49 12L44 11V12H46V13H43L44 16L39 15L40 17H42V19L44 17L43 20L39 17L40 23L44 20L46 22V19H48L49 22L48 23L46 22L48 24V25L46 24L47 25L46 28H44V26H42L43 29L41 28L42 30L40 29V31H38L39 28H37V26H38L37 23L39 21L36 20L38 17V15H36V14L41 12ZM9 10H11V11H9ZM17 10H19V11H17ZM26 10L28 11L29 14H27ZM32 10L33 11L35 10L34 11L35 13L30 12ZM22 11L24 13H22ZM9 12H12V13L10 14ZM36 12H38V13H36ZM7 13H9L10 16H9V14L5 15ZM32 13H34L36 17ZM52 13H50V14H52ZM31 14L36 18V19L32 18L33 16H31L32 22L30 21V15ZM2 15H5L6 17L2 16ZM15 16H14V18H15ZM20 18H21V20H20ZM28 18H29V20H27ZM34 19H35V21H37V23H36L37 26L35 25L36 27H34V24H35ZM6 20H8V21H6ZM9 20H11V21L9 22ZM62 20H64L65 22H63ZM15 21L16 20H14L13 22H15ZM61 21H62V23H61ZM4 22H9L8 24L11 27H12L11 24H14V27H16V29L13 27H12L13 29L11 28V30L8 29L7 27H10V26ZM60 23H61V25L59 26ZM41 24L43 25L44 23H41ZM63 25H65V26L63 27ZM5 26H7L6 32H5V28H4ZM48 26H50V27H48ZM39 27H41L40 24H39ZM33 28H35V29H33ZM51 29H49V31H48L49 33H50ZM63 29H64V31H63ZM12 30L14 31V34H13V32H11ZM52 30H51V34H52ZM57 30L55 31L56 35H57ZM7 31L8 32L10 31V34L12 33L11 35H13V36L11 37V35H8ZM45 31L46 30H44L42 32L45 33ZM59 31H61L62 33ZM228 31H230L229 34H232V36L227 34ZM4 32H5V34H4ZM234 33H236V35H234ZM45 34L48 35V33H45ZM4 35H6V37L8 35V37L6 38V37H4ZM20 35H19V37H20ZM40 35H39V37H41ZM35 36L34 37L32 36L33 38L29 37V40H30L29 44H31V47L32 46L34 47L35 45H37V44L32 45L34 42L36 43V41L38 40L35 38ZM66 36H68L67 40H66ZM56 37H58V36H56ZM11 38H17V40L19 42L15 39L12 40ZM235 38H237V39H235ZM32 39L36 40V41H32V43H31ZM51 39H53V41H51ZM55 39L57 41L54 43ZM64 39L66 41L63 42ZM69 39L71 42L69 41ZM39 40H43V39H39ZM45 40H43L42 43H44ZM14 41H15V43L12 44V42H14ZM20 41H23V43H25L26 45L24 44V46H22L23 43ZM17 42L20 46H18V44H16ZM57 42H58V44L61 43V45H59V47L63 46L60 49L58 47V50L56 48L58 46ZM39 43L40 42H38V45H39ZM50 43H48V44H50ZM62 43H63V45H62ZM64 43H65V45H64ZM14 44H15V46H14ZM66 44L67 45L70 44L69 48L65 47V46H67ZM154 44H156V43H154ZM38 45H37V49H35V50H38V53L40 54V53H42V51H41L42 49H39V48L42 46L38 47ZM12 46H13V48H11ZM47 46H49V45H47ZM28 47L31 48L30 46H28ZM50 47H51V45L49 46V48ZM6 48H8L12 51L11 52L8 51V53L5 52V55H4V50ZM187 48H188V50L192 51L189 53V55H187L188 53H186L184 51ZM18 49L19 50L21 49V50L19 51ZM51 49H53V48L51 47ZM65 49H69V50L65 51ZM197 49H196V52H198ZM14 50H15V52L18 50L19 52H17V54H16V53H14ZM26 50H23V51L30 53L29 51H26ZM48 50H50V52H48ZM188 50H186V51L189 52ZM31 51L33 52V53L31 52L33 55L32 58L35 59L36 57L39 56V54H37L36 57L34 55V53L36 54L37 51L34 52L33 49H31ZM1 52L3 53V55H1L2 54ZM10 53H12V56L14 54V56L11 57ZM126 53H127V55H126ZM149 53L152 56L149 55ZM24 54L26 55L25 58H24V56H25ZM7 56L11 57L12 59L8 58ZM31 56H30V58H31ZM134 56H135V58H134ZM150 56L154 57L155 59L153 58L154 60H152V59L150 60ZM179 56H181L182 60L178 62ZM138 57H140V59H138ZM34 59H33V61H34ZM36 59H39V57ZM134 59H136L138 61H136ZM10 60H13V62ZM29 60L27 59V61L30 62L29 64H31L32 60L31 61H29ZM126 60L129 63V65H131L130 68H129ZM139 60H140V62L142 61L144 63L142 65H140ZM149 60H150V62H149ZM35 61L39 62L37 60H35ZM50 61H51V59H50ZM133 61H134V64H133ZM135 61L138 63H135ZM151 61H156L157 63L155 64V62L152 63ZM165 62L166 61H164V63ZM185 62L188 63L187 61H184V64H186ZM193 62L194 61H192V64H193ZM13 63H15L16 65L15 64L13 65ZM131 63L133 64V68H132ZM164 63H162V64H164ZM190 63L191 62H189V64ZM10 64H12L13 66ZM21 64H23V65H21ZM29 64H27V65L30 66V68H32V71L30 70L31 72L34 71L35 66L37 69H39L40 67H38L37 65H41L39 63H36L35 65L33 64V66H31L32 64L31 65H29ZM182 64H183V61H182ZM182 64H180V65H182ZM194 64H195V62H194ZM134 65H135V67H134ZM176 65L178 66V64H174L173 69L175 68ZM23 66H25V67H23ZM28 66H27V71L29 73L28 75L24 74V73H26V69L24 71L21 67L20 68L23 71H21L20 69H15L16 70L15 72L20 73V75L22 77H23L22 74H24V77L30 76L31 75L30 71H29L30 68ZM187 66H188V64H187ZM44 67L42 69L40 68V70H38L39 72H36L37 69H35L36 71H34V73L37 75L38 73H40V71L41 72L43 71ZM146 67H148V66H146ZM168 67H171V68H168ZM179 67H177V68H179ZM185 67H183V68H185ZM136 68H138V69H136ZM165 68H168L169 70L170 69L171 70L167 71V69H165ZM193 68L196 69L195 67H193ZM51 69H49V70H51ZM129 69H130V71L132 70L131 71L132 74L129 72ZM185 69H183V70H185ZM203 69L205 70L206 67ZM207 69H208V67H207ZM207 69H206V71H207ZM17 70H20V71L17 72ZM47 70L48 69H46L45 71L47 72ZM178 70H175V71L177 72ZM180 70H182V69H180ZM187 70L191 71L190 69H186L185 71H187ZM165 71H167L166 73H168L170 75L169 77L165 73ZM185 71H183V73ZM193 71H191L192 74L195 73L196 70L194 72ZM21 72H22V74H21ZM153 72H156V73H153ZM176 72L173 71V73H176ZM180 72L181 71H178L177 73L180 74ZM191 72L185 73L184 74L185 77L188 76V74H191ZM34 73H32V75ZM163 73L165 74V76H163L164 75ZM35 74L33 75L34 77L36 76ZM40 74H42V73H40ZM32 75L30 76L31 78L29 77V80H31V81L34 80V79H32ZM161 75H162L163 79H162ZM181 75L182 74H180L179 77H181ZM193 75H191V76L193 77ZM21 76H19V78H22ZM39 76H40V79L43 78V77H41V75H37L35 80L38 79ZM24 77H23L22 81L25 82L26 78L24 79ZM45 77H44V79H47ZM175 77H177V76H175ZM179 77H177V78H179ZM184 78H183V80L181 79V82L184 80H187L186 82L185 81L184 82L188 83L189 77H187L188 79L187 78L184 79ZM27 79H28V77H27ZM51 79H49V80H51ZM147 79H148V81L144 82ZM153 79L154 80L157 79V81L152 83ZM193 79L196 80V78H193ZM47 80H45V81L47 82ZM39 81L42 82L41 80H39ZM158 81H159V83H158ZM165 81H163V82H165ZM190 81H193L192 78L190 79ZM24 82H22V83L24 84ZM32 82H35V81H32ZM136 82L138 83L137 80H136ZM169 82H167V83L169 84ZM28 83H29V81H28ZM35 83H37V81ZM130 83H131V81H130ZM150 83L152 84V86H150L151 85ZM155 83L157 86L155 85ZM45 84H47V83H45ZM183 84L184 83L182 82L179 85L182 86ZM25 85L27 86V84H24L23 86H25ZM31 85H32L31 87L35 86L34 83H32ZM159 85H160V87H158ZM29 86H30V83H29ZM154 86H156L157 88L155 89ZM186 86L187 85L185 84L184 88H186L188 90L189 88H187L188 86L187 87ZM164 87H165V89H164ZM153 88H154V90H153ZM177 88H176V91L179 90V88H181V87H179L178 89ZM48 89H49V91H52V93H54L53 95L55 97L54 96L51 97V95H52L51 92L49 95H47V93L45 94V91H48ZM149 89H150V91L148 92ZM161 89H162V91H161ZM166 89L170 91L169 92L170 94L168 93L169 95H167V96H172L174 99H176L174 101H177L180 98L182 100H179L178 103L174 102V101L172 103V102L168 101V99L173 100L170 97L165 96V98H164V96L162 95V99L158 98L159 96H161L160 95L161 93L163 94V92L166 91ZM186 89H184L183 92H182V90L180 92L182 94H185L187 91ZM176 91H174V92H176ZM167 92L168 91H166V93ZM178 93H179V91H178ZM178 93H176L175 95H177ZM184 96H186V94ZM24 97H25V95H24ZM31 97H33L35 99L36 98L39 99L40 102H38L36 100L38 104L40 103L39 106H38V104H36L35 99H34V101H32L33 99L31 100ZM51 98L53 100H50ZM258 98H260V99L264 98V94H260V96H258ZM163 99L166 102L168 101L171 104L168 105V103H166L167 105L163 106L162 105L163 102H160V101H163ZM29 100H31L32 102H29ZM49 100H50V102H48ZM159 102L161 105L159 104ZM176 103L179 105L177 106ZM147 106L145 105L143 107L146 108ZM157 106H158V108H157ZM160 106H163V108ZM28 110H29V114H28ZM32 111H33V113H32ZM30 112H31V114H30ZM143 112L145 115H143ZM148 112L140 111L139 112L140 115H133V118H131V120L132 119L136 120L135 122H138V123L142 122L141 125L144 126L145 128H147L148 130H150L149 127L154 126V125L157 127L160 123H162L164 118H166V119L168 118L167 120H169V117H170V116L167 117V115H169V114L166 115L165 114L166 112L163 111L162 116L160 118H158V119H162L164 117L163 120H161V122H160L157 119L159 124H156L158 122L155 121V123H154V122H152V121H154V119H152V121H150V122H152L151 124H153V123L154 124L150 126L149 125L150 122L145 120L146 118L147 119L149 118L148 120H151V117H150V115H148ZM171 113H173V112H171ZM171 113H170V115H171ZM27 114L30 116L33 114V117L32 116H31L32 118L30 117L32 122L28 118L29 116ZM156 114H158V115H156ZM48 115H53V116H51V118H50V116H48ZM155 115L158 117L155 118ZM165 115H166V117H165ZM172 115L174 116V114H172ZM23 116H25V118L27 117L26 118L27 121L25 120V118H23ZM36 116H38V115L35 114V117ZM21 118H23V119H21ZM171 118H172V120L174 119L172 116H171ZM12 119H11V121H12ZM36 119H38V118H36ZM22 120H25L24 122L26 123V125L32 124L31 126L29 125L31 129L24 127L25 124L23 122L21 123V126H18V125H20V122ZM175 120L176 121L174 124H172V122H170V121H167V122H166V120H164V121L167 123L168 128L171 129V127H169L170 125L171 126L173 125V127L176 128L175 124L178 123L179 120L177 121V117H175ZM38 121H40V120L38 119L37 122ZM145 122L146 123L149 122L148 126H146L147 124L143 125V123H145ZM11 123L15 124L16 121L11 122ZM168 123H170V124H168ZM12 124L9 125V127H10L9 138H11L10 142L13 143L14 142L13 138L17 139L19 137H16V135H15L16 134L15 132H17L16 129L13 130L14 129L13 127H12L13 129H11ZM22 124H24V125L22 126ZM161 126L157 127V129L155 127L156 130H154V131H157L159 128L160 129L158 131H160L163 128L164 124ZM23 128H21V129H23ZM165 128H167V127L165 126ZM152 129L153 128H151V130ZM164 129H163V132L166 131V133H167V130H164ZM170 129L168 130V132H170L173 128L171 130ZM173 130H175V129H173ZM19 131H21V130L19 129ZM125 131L129 132V130H125ZM12 135H13V137H12ZM21 136H22V138H21ZM121 137L124 139V141L127 140V142H128V140H129V143L125 142V144H123L124 141H122L123 139ZM30 138L33 139L32 137H30ZM15 142L13 144H15ZM12 143L10 145H12ZM16 143H19V142H16ZM20 143L18 144V146L21 145V147H22L24 144H25L24 147L26 146V143L22 142L23 145ZM14 146H16V145H14ZM121 147H123V149ZM124 147H125V149H124ZM38 148H40L39 152H38ZM120 148H121V150H120ZM139 148H140V146H139ZM133 149H135V148L133 147ZM133 149H132V151H128L129 153L131 152L130 154L126 151L125 152L127 154H129V156H131V157H133V153H134V157L137 156L139 158V159L133 158L137 162V160H140V158H141V156H139V154L142 153V156H143L144 152L142 150V151H139L140 152L139 153L137 151L138 149L137 150L135 149L134 151H133ZM141 149L142 148H140V150ZM136 151H137V153H136ZM125 152L123 154H125ZM169 154L170 153L166 154V152L163 153L164 160H165L164 162L168 161L167 163H169V162L170 163L167 165V163L163 164L164 163L163 162L162 163L163 166L161 168L163 169V167H165V168L168 167L169 169L167 168L168 169V170L166 169L167 171L172 172V170H173V172H174V168H176V166H174V165L177 164L175 162V160H177V159L175 158V156H172L171 154L170 155ZM126 155H125V159L128 156V155L127 156ZM42 156H43V158H42ZM0 157H3V156H1V154H0ZM20 157L21 156H17V158H20ZM24 157H26V156H24ZM131 157H130V160H131ZM8 158H10V157H8ZM14 158H15V156H14ZM12 159L9 161L10 162L11 161L17 162L16 158H15L16 160L15 159L12 160ZM127 159H129V158H127ZM127 159H126V161H127ZM133 159L130 161V164H129L130 167H131V163H132ZM172 160L174 161L173 163H172ZM21 162H23V163H21ZM136 162L133 161L132 164H134ZM43 163L44 164L46 163L47 166L46 165L44 166ZM13 164H14V162H13ZM42 164H43V166H42ZM170 164H171V166H169ZM165 165H167V166H165ZM28 166H29V168H28ZM33 166H35V167H33ZM30 167H33V168H30ZM48 167H50V168H48ZM171 167H173V169H170ZM161 168L159 169L160 171L167 172V171H165V169H163L164 170L163 171ZM30 169H31V171H30ZM159 170H157V172ZM157 172H156V174L154 173V175H152V177L158 176ZM171 172H170V174H171ZM32 173H33V171H32ZM9 183H10V185H9ZM49 183L51 184L50 186H49ZM32 185L38 187V185H35V184H28L27 185V182H26L27 188H29L30 186L32 187ZM7 186L8 187L13 186V187L7 188ZM6 188L9 190L8 192L10 194V197L3 194L4 191H5V193L8 194V192H6V190H7ZM11 189L13 191H11ZM13 194H14V196H13ZM27 194L31 197V201L30 200L28 201V199H26ZM1 196H3V197L7 196V197L3 198ZM15 196L18 199H15L16 198ZM55 196H56V198H55ZM32 198H33V201H32ZM19 200H20V202H19ZM32 202H34V205L36 203H40V204H38V205L36 204V207L34 209L33 208L34 205L31 204ZM53 202H54V204H53ZM5 203H8V204L5 205ZM28 203H30V204L28 205ZM17 204L19 206H17ZM9 205L11 208L14 207L13 211L11 209H9L10 208ZM19 207H20V211H19L20 214H18ZM46 207H48V208H46ZM6 208H8V210H11L12 216H13V212H14L15 216H13V217L16 220L11 215H9L10 211L7 210L8 216L9 217L11 216L10 218H12L11 219L12 223L14 222V220L17 222L18 219H20V222H22V223H18L19 220L17 222L18 225L21 224L20 225L21 227L17 229V230H19V232H21V230H22L21 233H19L17 230H16L17 232L14 231V228H15L14 226H13L14 228L12 229L11 227H9L7 225L8 223H11V222H8V220H6V217H5V221H4L3 209L5 210ZM16 208H17V210L15 212ZM49 208H52V210ZM37 210H38V212L39 211L40 212L38 213ZM41 212H43L42 213L43 215L46 214L47 216H49V219H48V217H46V215H45V217L43 215H41V217H40L39 214ZM4 213L6 214L5 211H4ZM52 213L54 214L52 216L53 219L51 218ZM16 214H17V216H16ZM8 216H7V218H8ZM18 216L20 218H18ZM54 216H55V218H54ZM21 217H23V218L21 219ZM50 218H51V221H50ZM40 219L42 220L43 224H45V222H46V224L52 223V225L49 224V225H51V228H48V227H47L48 229L44 228L42 226L43 224H40V223H42V222H40L41 221ZM60 220H62V221H60ZM9 221H10V219H9ZM48 221H50V222H48ZM16 222L14 223V225L16 224ZM38 222H40V223H38ZM49 225H47V226H49ZM61 225L64 227V229H65L64 231H63ZM24 226H26V227H24ZM31 226H33V227H31ZM38 226H39V228H38ZM57 226L59 227V229L61 228V233H60V230L58 229ZM30 229L31 230L34 229V231L36 230L37 234L38 233L41 234L40 236H38L36 234L38 236V238L43 236L42 238L43 239L45 238V240H42V238H41L40 244H39V242L38 243L35 242L38 239L36 238V235L34 236L35 233H32L31 231L29 232ZM58 230H59L60 235L57 232ZM46 231L48 232V234ZM50 231H52V232L54 231V234L51 233ZM62 232H63V234H62ZM29 233H31L33 235L34 239L31 237V234H29ZM56 233H57V235H56ZM51 234H52V237H50ZM56 238L58 239V242L60 244V245L58 244L59 247L56 246V249H58L57 251L54 248V245L57 244ZM42 241H44V244H48V245L51 244L50 248H48L46 245L44 246L43 244H41ZM51 246L53 247L54 250H51Z\"/></svg>",
    "mask_w": 264,
    "mask_h": 264
}]
</instances>
